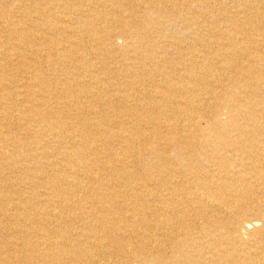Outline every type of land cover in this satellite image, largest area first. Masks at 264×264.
I'll return each instance as SVG.
<instances>
[{
	"label": "bare ground",
	"instance_id": "6f19581e",
	"mask_svg": "<svg viewBox=\"0 0 264 264\" xmlns=\"http://www.w3.org/2000/svg\"><path fill=\"white\" fill-rule=\"evenodd\" d=\"M18 1L24 4L17 7L20 10L40 6L36 19L40 23L33 21L35 25L28 26L29 42L21 46L36 57V62H27L20 68L21 73L32 74L31 81L24 82L31 105L24 111L40 118L63 150V166L58 167L54 161H49L48 166L64 178L57 184L44 174L36 163L38 156L25 139L18 151L4 153L10 163L8 169L0 166V209L4 202L13 200L7 195H12L13 187L19 201L0 223L10 227L22 221L25 225L14 230L5 227L0 236V264H13L14 258L19 264L35 260L58 264L61 256L71 264H264V7L251 0H232L242 19H209L210 10L202 0H194L195 11L184 0H39L44 5L38 0H0L7 7ZM147 3L153 6H149L152 11L141 9ZM57 9L62 12L56 13ZM136 10L143 14L142 25L124 17L125 11ZM113 15L119 17L118 33L125 39L122 54L129 62L139 64L141 71L124 69L118 84L103 67L88 61L85 67L90 79L82 82L81 73H74L69 64L74 50L79 51L83 37L89 33H94L92 41L97 44L103 32L109 38L116 24ZM173 16H177L176 22L170 18ZM6 18L5 8L0 9V28L7 24ZM199 18L204 22L199 24ZM51 21L60 25L57 32L70 36L66 42L70 48L60 47V54H56L69 60L63 72L73 84L64 85L60 92L66 96L71 90L77 95L72 114L60 112L56 120L40 115L39 110L46 107L43 90L35 98L28 93L38 86L43 89L47 83L39 74L41 64L49 68L58 65L52 59L56 55L51 50L53 40L41 37ZM179 21L197 26L194 36L198 45L189 44L186 48L193 51L177 53L179 57L175 59L170 58L174 56L167 45L160 46L152 34L158 37L161 24L167 22L171 28ZM225 21L230 22V27L219 28ZM204 23L216 26L215 33L222 40L218 45L212 46L201 31L206 28ZM181 42L179 39L174 43ZM1 47L4 44L0 36ZM254 53L258 54L256 58ZM11 57L9 50L0 51V58ZM20 58L25 59L18 55L19 61ZM9 60L0 63V73L13 69ZM174 60H181V68L174 65ZM244 63L246 68H242ZM151 66L157 73L154 77L148 74ZM237 67L241 69L240 76L233 78L230 73ZM102 71L105 78L100 77ZM215 74L226 76L230 90L217 95L209 115L206 96L216 92ZM254 79H258L257 84ZM4 83L0 80L2 90L9 91L7 98L16 100L13 82L8 81L6 86ZM105 84L111 87L106 93L102 91ZM138 86L155 113L140 103L143 100L137 95ZM1 107L2 111L13 112L12 108ZM104 108L121 117L109 120ZM5 125L11 132L10 122ZM186 130L189 133L185 135ZM42 142L48 145L46 140ZM91 167H97L98 173L90 172ZM138 168L145 171L144 175ZM11 170L20 173L18 183L13 182ZM67 180H75L68 184L71 190L65 188ZM27 188L43 190L32 191L29 197L24 191ZM55 205L58 208H53ZM96 205L106 209V214L95 211ZM69 208L78 214H67ZM75 223L82 228L73 229ZM49 225L52 229H48ZM4 244L16 252L22 246L30 247L35 257L26 252L13 256L6 252ZM42 246L45 250L39 251Z\"/></svg>",
	"mask_w": 264,
	"mask_h": 264
},
{
	"label": "rangeland",
	"instance_id": "374dc122",
	"mask_svg": "<svg viewBox=\"0 0 264 264\" xmlns=\"http://www.w3.org/2000/svg\"><path fill=\"white\" fill-rule=\"evenodd\" d=\"M180 1H182V0H180ZM184 1L190 2L191 6H192L191 8L193 10L195 9L196 3H193L194 0H184ZM251 1H253V3L258 4V6L263 9L264 0H251ZM39 2H40V4L44 5V3L42 1H39ZM202 3L203 4L205 3L204 6L206 7V9H208V11L210 10L209 19L211 17H216V16L217 17H223V18H226V19H229V18L242 19V17H243V15L239 16L237 14V10L234 7L235 3H233L232 0H208V1L207 0H202ZM23 5L24 4H21V2L18 1L17 3H15V5H13V7H7L6 4H4V2H0V9L5 8L6 14L8 16V18H6L7 24H5L4 28H0V36H1V40H2V42L4 44V47H1L0 51L5 52V49H7V50H9V53L12 55L10 60L6 59V58L4 60L3 58H0V63L7 62L9 60L13 64V69H14V70L12 68L9 69L12 72H9V70H7V73H0V80H1L2 83L5 82L4 85L5 84L8 85V81H9V83L13 82V91L16 93V100H15V97H13V98H11V100H9L7 98V96H8L7 94H8L9 91H3L2 87L0 86V102H1V104H0V132H3V136L0 137V166L3 169L4 168L8 169V165L10 163V159L8 157H6L4 155V153L5 154L7 153L8 155H10V154H12V152L14 150L18 151L17 148L18 147L20 148L22 146V142L25 139L26 143L30 144L31 149H33V154L38 156V160H36L37 165H40L41 166L40 168L43 169L42 170L43 173L46 174L50 179H53L55 181V183L58 184L59 180L62 179L63 176L61 175V173L58 174V176H57V173L53 172V169L48 166V163H49V161H54L58 167L59 166L60 167L63 166V164L65 163V161L63 159V156L61 155V154H63V150L61 149L60 146H59L60 149L58 148V144L55 143V140L52 139V132L49 131V129L45 125V123H43L40 118L38 119L33 114H27L24 111V110H27L31 106L30 103L28 102L29 99L26 97L27 88L25 87L26 84L24 82H27V83L30 82L31 81L30 78H31L32 74H31L30 71H27V73H24V71H23V73H21L20 72L21 71L20 68H21V66L23 68L24 67L23 64H25L27 62L31 63V64L36 62V57L32 53H29V52L27 53L26 51H24V49L21 48V46L24 45V44H27V42H29V40L27 39L29 37H28V33H26V29L31 27V25L32 26L35 25L33 23V21H36V19L38 18V12L40 11L39 10L40 6H37V5H35V7L25 6V8L22 7V9L20 10L19 8L21 6H23ZM209 5H212V6H209ZM230 5H232V6H230ZM18 6H19V8H17ZM49 6L50 5H48V7ZM143 6H145V5H141V7H143ZM149 6H152V5L147 3V5L145 7H143V8H141V9H145L147 12H149L150 10L152 11V9H150ZM215 8L218 9V10H216ZM99 9H101V7ZM99 9H97V10H99ZM137 9H139V11L141 10L140 8H137ZM216 11L219 12V13H217ZM61 12H60V9L56 10V13H61ZM134 12L125 11L124 17H126V18L130 17L131 21L136 22L138 25H142L143 22H144L143 14L141 12H138V10H136L135 13ZM225 15H227V16H225ZM113 17L116 20L115 27H114V29H112L114 33L110 34L109 38H108V36L106 38L105 35L107 33L103 32L104 34H101L102 35V37H101L102 41L99 44L94 43L92 41L93 37H95L94 33H89L88 36L85 35L87 38L85 36L83 37L85 39V41H84L83 44H81L82 46L79 49V51H77L78 49L74 50L76 53L73 56V59H72L73 62L72 63H69V60H65V58H63V57L61 58L58 54H56V53H59L60 47H63V46H67L68 47L69 46V48H70V44L66 43L68 41V39L70 38V36H67V35L63 34L61 30H60V32H57V30H56V27L60 29V27H59L60 25L59 24H55L54 21H51V22H49L50 26L48 28L47 33H43L42 34L40 32V34H42V36H41L42 38H44V37L46 38V37L50 36L49 38L53 40V42L51 44V50L56 55H53L54 58H52V59L54 60V62L58 63V65L55 68H49L48 64H41V71L39 72V74L45 78L47 83L45 85H43V86H45L46 88L43 87V89H42L41 86H38V87H35V88H33L32 90H30L28 92L31 95V97L35 98V95H38L37 92H39V90H41V91L43 90L42 93L46 96V99H45L46 107H44L42 110H39V112H41L40 115H43V117H44V115L46 114L52 120H56L59 117H61V114H59L60 112L61 113L62 112H65V113L69 112L70 114H72V112H73V106L72 105L75 102V100H77L76 93L74 91L69 90L68 92H66L69 95H66V96L64 95L63 96V94H61V92H60L61 89L64 88V85L69 87V86H71L73 84L71 81H67L66 78L64 77L65 75H64L63 70H64L65 67L68 66L67 65L68 63L70 65H72V67L74 68V70L72 68L71 71L73 70V72L76 73V74L81 73V74H79V76L81 75L80 80L82 82H87L90 79V77H88V74L86 73L87 70H86V67H85V65L87 64L88 61L91 62L92 64H94V66H96V67H99V68L103 67L105 69L106 73H108V77H111V80L113 82L118 83V84L121 83L119 81V79L121 78L120 75L122 74V72L125 71L124 69H133V70L136 69V71L137 70L139 72L141 71L139 69V66H140L139 64H134L133 62H129L128 60H126V57L124 56V54H122L121 48L125 44V39L123 37L119 36V33H118L119 32V28L118 27L120 25V22L118 20L119 17L117 15H113ZM250 17H254V15H251ZM170 18L175 20V22L178 20L177 16H173V17H170ZM251 19L254 22H256L257 26H261V25H258L259 23L257 22V19L256 20H255V18H251ZM203 20H205V19L199 18V20H198L199 24H201V22H204ZM12 22H13V24H8V23H12ZM175 22H174L175 25H173L171 28L169 26V23H167V22L161 24L159 26L160 32H159V30L157 32L158 33V37L156 36V34H152L153 36H155V38H157V43L161 42L160 46H164L165 44L167 45L166 47L171 51V53L174 56V57L170 56V58L177 57L178 56L177 53L178 54L179 53H184L185 55L188 54V53H191L193 51V48H191V49L190 48L189 49L186 48V46H189V44H191V43H193L194 45H198L197 40H195L196 37L194 36V34L198 33L197 26L196 25H189V24H187L185 22H182V21H179L178 23H175ZM39 23H40L39 21H36V24H39ZM204 24H206V23H204ZM205 26H206V28L201 30L203 32V34L205 35V37H207L208 39L210 38L209 41H210V44L212 46H214V44L218 45L217 43L221 42L222 40L219 39V37L215 33V30L217 29L216 26H214V25L212 26V24H210V23H207ZM218 27L222 28V29H227V28L230 27V22H226L225 21V22H223L221 24V26L219 24ZM236 27H238V26H236ZM50 28H51V30H50ZM21 31H23V32H21ZM183 31H185L186 33L183 32ZM191 33H193V34H191ZM180 34H182V35H180ZM186 34H189V35H186ZM14 36H15V38H14ZM160 36L161 37L163 36V38L159 39ZM184 37H187V38H184ZM173 38H175V40ZM179 39H182V42L181 43H177V45H176L174 42L176 40H179ZM61 40H63L64 42H62ZM6 42H7V44H6ZM89 42H91V43H89ZM29 46L31 47L32 45L30 44ZM160 46L158 44L157 52L160 51ZM245 47L250 52L249 47H247V46H245ZM261 47L262 46H260L259 49H261ZM183 48H186V49H183ZM82 52L84 53V55H83ZM251 52H254V51H251ZM18 55L19 56H23L25 59H21L20 58V61H19ZM50 55H52V54H50ZM257 55L258 54L254 53V55H252V56H254L256 58ZM31 58H32V60H31ZM50 58H51V56H50ZM86 58H88V59H86ZM175 59H178V58H175ZM173 63H174V65L178 66V68H181V66H180V63H182L181 60L180 61L179 60H174ZM246 66H247L246 63H244L242 65V68H246ZM80 68H81V70H80ZM105 71H102V74H100L101 78H105V75H104ZM150 71H151V73L150 72L149 73L147 72V73L152 75L153 77L157 74L156 71H155V68L153 66L150 67ZM227 72L230 73V70L227 71ZM111 73H113V75L110 76ZM240 73H241V69L237 67V71H235L233 69V72H231L230 74H232L231 76L233 78H235L237 76L239 77ZM215 75H217V74H215ZM48 76H49V78H48ZM216 77H218V79H217L218 83L216 85L215 94L209 92L208 95L206 96L207 97L209 115H210V112L213 111V107L215 106V103H216V100H217V95L223 93L224 91L226 92V91L230 90V88H228V82H227L229 80L226 78V76H220L219 77L217 75ZM156 80H157L158 83L161 82V79H159V78L158 79L156 78ZM257 81H258V79H254L253 83L257 84ZM140 86H138V91H137V95L141 98V100H143L140 103L143 106H146V107L148 106L147 107L148 110H149L148 112H150L152 114L155 113L154 109H152V107L149 104L150 101H149L148 97L144 96V92L141 89L142 86L141 87ZM103 87H104V90H102V91L104 93L110 91V89H111V87H109L108 84H105ZM91 90H93V88ZM209 91H211V90H209ZM89 92H90V90H89ZM52 94H55L54 95L55 96L54 99H51L52 98L51 97ZM70 95H73V97L70 96ZM21 96H23V97H21ZM241 97H245V96L241 95ZM262 97L264 98V95H262ZM144 98H145V100H144ZM5 100L7 101V103H6ZM13 101H14V103H13ZM59 104L60 105L62 104V106L60 107ZM1 106H3V107L5 106L6 108L7 107L12 108L13 112L7 113L5 110L2 111L1 110L2 109ZM103 111L106 113V116L108 117L109 120H113V119L118 120L119 119L118 116L121 117V115H117L115 112L113 113V111L106 110L105 108H104ZM226 112L227 111H224L223 114H226ZM86 114H87V112L85 111L84 115H86ZM35 119H37L36 122H35ZM73 120L75 121V119H73ZM5 122L6 123L10 122V126L12 125L10 127V131L11 132H9V130L7 128H5L6 127ZM16 123H17V125H16ZM141 125H144V124H141ZM202 125H203V127H206V123L203 122ZM12 130L14 132H12ZM162 131H164V130H162ZM187 133H189L188 130H186L184 134L186 135ZM14 134H16L15 135L16 137L14 136ZM164 136L165 135H163V137ZM21 139H22V141H21ZM43 140H46L48 142V145L43 146L42 145L43 144V142H42ZM159 141H160V139H159ZM161 142H164V140L161 139ZM42 147H46L45 151H46L47 154H44L45 151H44V148H42ZM47 150H49V151H47ZM40 151H42V152H40ZM50 151H51V153H50ZM102 157H104V155H102ZM118 157L119 156H114V159H116ZM96 169H97V167H94V168L91 167L90 168V170H91L90 172L98 173V170H96ZM137 171L139 173H141L142 175H144V173H145V171L142 170V168H138ZM2 172H4V170ZM12 173H13V171H12ZM48 173H50V174H48ZM19 174L20 173H13V180H14L13 182H15V183L19 182L18 179H17ZM59 176H60V178H59ZM71 183H75V180H67L64 183L66 185L65 188H67V190H71V188L68 186V184L70 185ZM84 184L87 187L91 186L90 184H88L87 181H84ZM42 190L43 189H40V190H38V189H35V190L31 189L30 190V188L24 189L25 195L29 196V197L32 195V191H34V192H38L39 191L40 192ZM15 191H16L15 187H13L12 195H11V193H7V195L9 197L13 196L12 197L13 200H9L7 202H4V205L1 206V209H0V220H3V218H4V216L6 214H9L8 212H10V208H12V205H13V207L15 206L14 203L15 204L18 203L19 196L14 194ZM78 196H80V195H78ZM11 201H13V202H11ZM100 207H101V209H100ZM53 208H58V207L55 205ZM94 209H95V211L100 212V213H102L104 215L106 214V211H107L106 209H103V207L101 205H96ZM65 212H67V214L69 213V215H72V216H75V215L78 214V212L76 210L72 209V208H69ZM263 221H264V218H263ZM75 224L73 226V229H74V227L78 228V229L82 228L80 223L79 224L75 223ZM24 225L25 224L22 221H16L15 223L13 222V224L10 227L6 226L5 223H2V224L0 223V236L4 235V230L7 227H9V229H13L14 230V229H20ZM34 226L36 227V225H34ZM42 227L44 228L45 226H42ZM48 229H52V227L49 225ZM243 236H245V235H243ZM244 238L246 239L247 236H245ZM4 245L6 246V248H5L6 252L13 253V256L16 255V253L22 254V253L26 252V253H28L30 255H33L35 257V253L36 252H34V250L31 249L30 247L22 246L21 248L17 249V252H16V249L14 250V248L13 249L11 248L12 251L10 250V245L9 244H4ZM31 250H33L32 254H31ZM43 250H45L44 246L39 248V251H43ZM29 251H30V253H29ZM68 260L69 259L66 256H61L60 257V262L58 264H71L70 260L69 261ZM112 260H114V259L112 258ZM0 263H1V261H0ZM13 264H19L17 262V259H15V258L13 259ZM32 264H40V262H38V260H35V261H33Z\"/></svg>",
	"mask_w": 264,
	"mask_h": 264
}]
</instances>
